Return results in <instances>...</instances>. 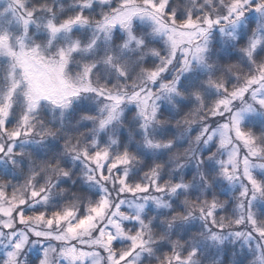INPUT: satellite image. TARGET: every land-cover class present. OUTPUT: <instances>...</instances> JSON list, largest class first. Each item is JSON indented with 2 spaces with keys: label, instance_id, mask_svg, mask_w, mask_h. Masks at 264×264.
Masks as SVG:
<instances>
[{
  "label": "snow or ice",
  "instance_id": "obj_1",
  "mask_svg": "<svg viewBox=\"0 0 264 264\" xmlns=\"http://www.w3.org/2000/svg\"><path fill=\"white\" fill-rule=\"evenodd\" d=\"M0 264H264V0H0Z\"/></svg>",
  "mask_w": 264,
  "mask_h": 264
}]
</instances>
